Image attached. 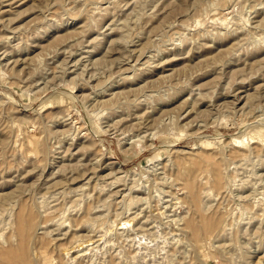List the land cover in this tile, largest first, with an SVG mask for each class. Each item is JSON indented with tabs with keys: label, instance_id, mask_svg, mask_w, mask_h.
I'll return each mask as SVG.
<instances>
[{
	"label": "rangeland",
	"instance_id": "374dc122",
	"mask_svg": "<svg viewBox=\"0 0 264 264\" xmlns=\"http://www.w3.org/2000/svg\"><path fill=\"white\" fill-rule=\"evenodd\" d=\"M0 264H264V0H0Z\"/></svg>",
	"mask_w": 264,
	"mask_h": 264
},
{
	"label": "bare ground",
	"instance_id": "6f19581e",
	"mask_svg": "<svg viewBox=\"0 0 264 264\" xmlns=\"http://www.w3.org/2000/svg\"><path fill=\"white\" fill-rule=\"evenodd\" d=\"M253 186V185H252ZM133 219V218H132ZM66 223V222H65Z\"/></svg>",
	"mask_w": 264,
	"mask_h": 264
}]
</instances>
